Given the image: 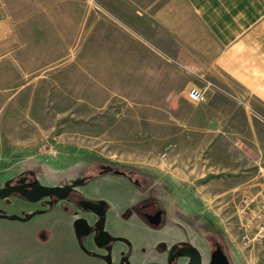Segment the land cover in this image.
<instances>
[{"label": "rangeland", "instance_id": "1", "mask_svg": "<svg viewBox=\"0 0 264 264\" xmlns=\"http://www.w3.org/2000/svg\"><path fill=\"white\" fill-rule=\"evenodd\" d=\"M141 1L0 0V189L27 176L35 185L77 186L101 202L100 197L106 198L110 187L124 186L129 181L112 172L101 176L98 170L104 162L117 169L148 172L154 178L167 177L176 189L170 186L152 190L165 199L170 212L167 226L160 229L163 235L172 232L166 236L168 245L188 239L195 250L191 255L187 249L174 246L166 264H178L174 253L181 254L180 261L186 264H193L196 256L201 264L210 260L211 243L202 238L204 222L199 218L189 220L174 211L185 210L192 196L202 199L214 215L210 229L227 244L232 264H262L261 245L245 243V251L239 252L225 239V229L230 227L242 241L238 226L247 216L244 193L255 194L257 189L243 184L249 178L248 185L253 183L257 175L254 160L238 151L237 133L221 139L207 131L208 126L221 124L223 107L217 112L190 101L157 105V89L150 90L141 83H135V87L133 82L127 84V71H131L127 63L137 66L143 60L138 57L143 43L132 26L134 23L141 28L140 21H133L138 17L134 13L141 11ZM114 75L120 79L117 81ZM170 92L180 93L178 89ZM211 92V96L231 99L232 105L225 109L240 114L242 108L234 102L240 105L243 95L216 83ZM85 180L91 181L81 186ZM156 183L161 181L157 179ZM12 195L0 198V218L4 219L0 221V245L4 248L0 264H19L27 253L35 252L30 238L39 219L32 217V209L51 210L62 202L55 195L41 202L27 200L20 193ZM13 213L29 215L27 225L8 222L11 218L5 214ZM143 219L145 226L159 229ZM40 220L45 223L43 217ZM176 222L186 225L187 230L177 228ZM156 234L136 222L133 240L145 242ZM54 250L59 257L64 256ZM40 260L38 256L32 262ZM55 262L59 264L57 255ZM61 264L80 263L78 258H69Z\"/></svg>", "mask_w": 264, "mask_h": 264}, {"label": "crops", "instance_id": "2", "mask_svg": "<svg viewBox=\"0 0 264 264\" xmlns=\"http://www.w3.org/2000/svg\"><path fill=\"white\" fill-rule=\"evenodd\" d=\"M141 4V11L134 13L139 18L133 17V21H140L141 28L134 23L132 26L133 33H139L136 38L143 43L142 55H138L143 60L137 62V66L127 63L131 69L127 71V84L133 82L135 87V83H141L150 90L157 89L155 104L162 106L186 104L190 101L185 96L186 90L194 84H202L206 78L222 89L243 95L240 105L234 102V106L242 108L240 114L225 109L232 105L231 99L211 96L212 92L208 101L202 104L215 111L223 107L221 124L210 125L207 131H213L212 137L221 139L234 137L237 133L238 151L254 160L257 175L253 183L248 185L249 178L243 185L254 186L257 188L255 193L259 192L261 187L264 188V172L259 173L264 170V0H142ZM129 55L128 51L127 58ZM113 78L120 79L118 75ZM177 89L180 93L170 92ZM234 123L239 125L232 126ZM228 148L230 150L231 145ZM112 190H116L115 194L108 192L106 198L100 197L105 215L103 229L108 234L105 242L100 243L96 238L98 231L94 229L95 217L91 213L70 215L61 209L62 202L51 210L36 207L32 209L35 211L32 217L39 221L36 229L31 230L34 233L30 238L36 251L27 253L18 263L56 264L57 255L59 264L69 258H78L80 264H166L170 250L166 236L172 232L163 235L160 228L145 226L140 217L130 211V196L135 194L130 181L126 180L124 186ZM16 214H5L11 218L8 222L27 225L29 215ZM42 217L45 223L40 222ZM81 217L86 220L85 232L78 238L73 223ZM136 222L157 234L150 236V240L136 243L133 240ZM43 231L45 233L40 237ZM225 231L229 247L245 251L247 245L237 240L231 228L226 227ZM20 245L13 244L15 247ZM3 249L0 245V253ZM54 249L64 256L59 257ZM260 249H264V244ZM188 251L192 255V250ZM38 256L40 263L32 262Z\"/></svg>", "mask_w": 264, "mask_h": 264}, {"label": "flooded vegetation", "instance_id": "3", "mask_svg": "<svg viewBox=\"0 0 264 264\" xmlns=\"http://www.w3.org/2000/svg\"><path fill=\"white\" fill-rule=\"evenodd\" d=\"M114 173L118 176H125L129 179L131 186L134 188V190H136L138 193L136 194H132L130 196V211H133L134 213H136L140 219H146L150 224L157 226L156 228H162L164 226H167V220H168V216L170 214L169 210L166 207V201L165 199H163L161 196L155 194L152 192L153 189L157 190V189H163L165 190L167 187L172 186L173 188H177L176 186H174L175 183L171 182L169 179L165 178V177H159V178H154L153 174H149L148 172H144V171H140V170H136V169H126V170H122V169H117L112 163H108V162H104V165L100 166V169L98 170V173L101 176H104L107 173ZM148 173V174H146ZM25 178V182H20L21 180H23ZM94 177L90 178L91 180ZM30 177H21L19 179H17V181L11 185L9 188H17V189H22V188H33L34 186H37L35 184H32L31 181L29 180ZM160 180L161 183H156V181ZM91 180H85L83 185H87L89 183V181ZM156 184L158 186H156ZM159 187V188H158ZM66 188L68 190L66 197L65 198H61L58 194H52L50 196L47 197H52L53 195H55L57 197V200H61L62 201V206L64 208V211L70 215H75L77 212H85V213H91L94 217H95V223H94V227L97 229V231L102 230L104 227V223L101 224L100 229L97 228V226L102 222L100 215H97L96 213H94L91 210L92 206H96L98 208V205H102L103 204L100 202V200L98 201L97 197H92V194H86V192H84V190H81L80 188H78L77 186H72V187H63ZM117 189L118 187H110L109 193L110 194H115L116 190H112V189ZM112 190V191H111ZM147 193V195L145 196H140L139 194L142 193ZM14 193H20L19 191H14L12 194ZM11 194V195H12ZM23 195V194H22ZM25 196V195H24ZM27 200H30L27 196H25ZM7 197H5L6 199ZM46 198V197H42L41 199ZM3 199V198H1ZM40 199V200H41ZM37 200V201H40ZM32 202H36V201H32ZM66 202V204H65ZM187 207H185V210H176V208L174 209V211L183 217H186L189 220H193L195 221L196 219H201L204 222V229H206L204 235L202 236L206 238L207 242L210 244V260H211V256H212V252L216 249L217 246H221V245H214L212 240H209V236L212 235V230L211 228V223L214 224V215L212 214L211 211H209V209H206L204 207V202L202 199H200L197 196H192L189 197L188 201H187ZM183 201H180V204H183ZM183 206V205H182ZM100 208V207H99ZM98 208V210L95 211H100V209ZM178 208V207H177ZM202 208V209H199ZM187 209V210H186ZM185 214V215H183ZM105 216V215H104ZM80 219H84V218H80ZM143 219V220H144ZM150 219L153 221H159L158 224H153L150 222ZM73 226L76 230V233L78 234V238H79V234L85 229L84 223L81 221H74ZM79 226V227H78ZM176 227L180 228L182 231H186L187 227L186 225L182 224L181 222H176ZM82 238H80L81 240ZM170 246V250L167 253V257H169L172 254V248L174 246H180L182 248L188 249V250H195L194 245L192 244V240H176L173 242L172 245ZM222 248V246H221ZM223 250V249H222ZM142 251H145V248H142ZM224 252V251H223ZM225 253V252H224ZM226 254V253H225ZM175 257H176V261H178V264L180 262V256L181 254L179 253H174ZM195 257V256H194ZM229 258V256H228ZM210 260L208 262V264H210ZM193 264H201V259H199V257H195V261Z\"/></svg>", "mask_w": 264, "mask_h": 264}, {"label": "built area", "instance_id": "4", "mask_svg": "<svg viewBox=\"0 0 264 264\" xmlns=\"http://www.w3.org/2000/svg\"><path fill=\"white\" fill-rule=\"evenodd\" d=\"M214 81L204 79L202 84H194L187 91L188 99L194 104L206 103L214 88ZM243 201L247 211L245 223L238 226L240 237L247 245H263L264 243V192L247 193ZM249 215V216H248ZM264 264V249L261 257Z\"/></svg>", "mask_w": 264, "mask_h": 264}, {"label": "water", "instance_id": "5", "mask_svg": "<svg viewBox=\"0 0 264 264\" xmlns=\"http://www.w3.org/2000/svg\"><path fill=\"white\" fill-rule=\"evenodd\" d=\"M20 182L21 183L25 182V178L21 180ZM14 191L21 192L23 195L27 196L31 201H37V200H40L42 197H47L52 194H58L61 198H65L68 192V190L63 187H49L45 185H37V186H34L33 188H22V189L3 188V189H0V198L8 197ZM98 208L100 209V211H95V210H98ZM98 208L96 206H92L91 210L97 215H100L102 222L97 226V228L100 229L101 224L104 223L105 216H104V209L102 205H98ZM79 221L83 222L85 226V222H86L85 219H79L78 222ZM150 222L153 224L159 223V221H153L151 219H150ZM94 229L97 230L95 227ZM84 232H85V229L81 233H84ZM107 236L108 234L104 231V229H102L98 231L96 238H98V241L100 243H103L106 241ZM210 264H232V263L230 259L228 258V255L223 252L221 246H217L216 249L212 252Z\"/></svg>", "mask_w": 264, "mask_h": 264}, {"label": "trees", "instance_id": "6", "mask_svg": "<svg viewBox=\"0 0 264 264\" xmlns=\"http://www.w3.org/2000/svg\"><path fill=\"white\" fill-rule=\"evenodd\" d=\"M212 240L213 244L216 245H221L223 251L229 256V252L227 250V244L224 242V240H222L221 238L218 237V234L216 232H214V230L212 231V235L209 236V240ZM229 259L231 261V258L229 256ZM232 262V261H231Z\"/></svg>", "mask_w": 264, "mask_h": 264}]
</instances>
